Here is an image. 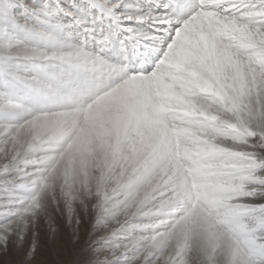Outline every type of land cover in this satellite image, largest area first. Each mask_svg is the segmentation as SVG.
<instances>
[{"label":"snow or ice","instance_id":"1","mask_svg":"<svg viewBox=\"0 0 264 264\" xmlns=\"http://www.w3.org/2000/svg\"><path fill=\"white\" fill-rule=\"evenodd\" d=\"M264 264V0H0V251Z\"/></svg>","mask_w":264,"mask_h":264},{"label":"rangeland","instance_id":"2","mask_svg":"<svg viewBox=\"0 0 264 264\" xmlns=\"http://www.w3.org/2000/svg\"><path fill=\"white\" fill-rule=\"evenodd\" d=\"M80 247L66 244L57 253L42 234L35 264H86L88 257L80 253ZM20 258L14 249L10 248L7 253L0 251V264H18Z\"/></svg>","mask_w":264,"mask_h":264}]
</instances>
